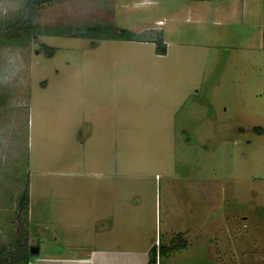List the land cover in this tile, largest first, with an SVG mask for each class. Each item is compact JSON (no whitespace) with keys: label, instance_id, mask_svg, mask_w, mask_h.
<instances>
[{"label":"rangeland","instance_id":"1","mask_svg":"<svg viewBox=\"0 0 264 264\" xmlns=\"http://www.w3.org/2000/svg\"><path fill=\"white\" fill-rule=\"evenodd\" d=\"M25 3L0 0V25ZM215 4L53 0L32 36L0 34V255L27 181L40 253L127 233L189 241L161 264H264V51L247 8ZM95 24L134 40L79 35ZM97 212L112 233L92 235Z\"/></svg>","mask_w":264,"mask_h":264},{"label":"crops","instance_id":"2","mask_svg":"<svg viewBox=\"0 0 264 264\" xmlns=\"http://www.w3.org/2000/svg\"><path fill=\"white\" fill-rule=\"evenodd\" d=\"M195 1V0H194ZM203 3L209 0H200ZM213 7L218 10V17L220 21L227 22L229 20H233L235 17V12L238 11V7L244 10H247L243 13L241 11V16L244 18L253 17V22L256 24L253 32L258 36L260 44L258 47L261 51H264V0H213ZM242 1V2H241ZM195 8V3L189 5L188 10ZM207 10L208 6L204 7ZM236 10V11H235ZM252 15V16H251ZM217 19V18H216ZM29 212V211H28ZM80 212V211H79ZM86 212V211H83ZM93 213V211H92ZM15 214V211H14ZM83 215V214H80ZM104 215V213H103ZM111 213L108 214L110 216ZM14 216V215H13ZM99 216V217H98ZM105 216V215H104ZM98 217V218H97ZM114 217V214H113ZM29 213L27 215L26 222V230H27V243L28 247L37 246L38 252L33 254V256L29 257L26 264H147L149 259V250L153 244L157 241L154 239L151 243L145 241H141L142 237H137L136 234H127L125 233L121 236V241L116 242L114 238L110 240H104L99 243L94 240L92 236V242L87 245L81 243H77L75 245H65L59 243L57 239H54L53 245L40 253L41 245L37 243V241H33L29 235ZM14 221L15 218H14ZM93 221L98 225L99 228H94L92 231V235L104 234V232H113L114 227V219L110 220L107 218H101V213L95 215V219ZM140 224V223H139ZM16 227L13 226L12 233H15ZM139 231H137L138 233ZM113 236V235H112ZM120 236V234H119ZM185 242L184 246H179L180 242ZM123 242V243H121ZM159 245L169 247L171 244L170 241L168 243H161L160 239L158 241ZM178 247L172 248L171 250L165 252L163 255L157 256V264H161V259L169 256L172 252H180L186 248H189L190 243L187 239H182L177 242ZM19 264V263H15Z\"/></svg>","mask_w":264,"mask_h":264},{"label":"trees","instance_id":"3","mask_svg":"<svg viewBox=\"0 0 264 264\" xmlns=\"http://www.w3.org/2000/svg\"><path fill=\"white\" fill-rule=\"evenodd\" d=\"M53 0H26L23 9L18 13L16 19L4 26L0 25V34L6 35L11 38H18L22 35L32 36L34 34V25L32 23L33 11L36 6L42 5L44 3L51 2ZM111 31L112 34H108ZM82 37L95 38V39H117V40H134V33L128 29H119L115 31L111 25L108 24H95L88 26L79 33ZM18 40L16 42H18ZM155 45L154 52L158 55H164L166 53L165 45L163 44L162 32H157V39L153 40ZM94 44V43H93ZM46 56H52L55 52V47L45 46ZM259 131L260 128H255ZM28 203H29V187L26 181L22 190L19 193L15 220L17 222L15 239L11 242L12 251L9 257H4L0 255V264H26L29 257L33 256L30 253L28 243H27V230L26 222L28 215ZM185 242H180L179 246H184ZM178 244H171V246L166 247L162 245L156 246L153 244L149 250V259L147 264H157V256L163 255L165 252L171 250L172 248H177ZM1 254V253H0Z\"/></svg>","mask_w":264,"mask_h":264},{"label":"water","instance_id":"4","mask_svg":"<svg viewBox=\"0 0 264 264\" xmlns=\"http://www.w3.org/2000/svg\"><path fill=\"white\" fill-rule=\"evenodd\" d=\"M29 251L31 254H36L38 252V247L37 246H32L29 248Z\"/></svg>","mask_w":264,"mask_h":264},{"label":"built area","instance_id":"5","mask_svg":"<svg viewBox=\"0 0 264 264\" xmlns=\"http://www.w3.org/2000/svg\"><path fill=\"white\" fill-rule=\"evenodd\" d=\"M155 245L157 246L158 245V242H156Z\"/></svg>","mask_w":264,"mask_h":264}]
</instances>
